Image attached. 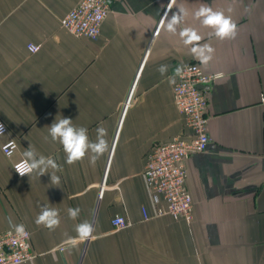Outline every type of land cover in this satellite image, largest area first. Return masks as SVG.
Wrapping results in <instances>:
<instances>
[{"label":"crops","instance_id":"1","mask_svg":"<svg viewBox=\"0 0 264 264\" xmlns=\"http://www.w3.org/2000/svg\"><path fill=\"white\" fill-rule=\"evenodd\" d=\"M79 2L0 0V119L9 129L0 139V233L28 227L35 257L22 264H264V0H111L97 40L62 26ZM201 7L230 16L235 38H216L195 16ZM179 9L183 20L170 33L167 19ZM184 28L214 49L207 64L184 44ZM190 62L223 73L209 85L208 148L187 159L193 219L146 220L144 208L155 212L149 152L192 133L174 97ZM62 117L87 128L91 141L105 128L109 150L95 163L89 152L67 164L48 134ZM9 138L19 141L11 158L1 149ZM29 146L59 170L17 176L13 163ZM44 206L59 213L55 229L35 222ZM69 208H79L76 219ZM116 215L129 224L115 227ZM84 221L92 238L71 243Z\"/></svg>","mask_w":264,"mask_h":264},{"label":"built area","instance_id":"2","mask_svg":"<svg viewBox=\"0 0 264 264\" xmlns=\"http://www.w3.org/2000/svg\"><path fill=\"white\" fill-rule=\"evenodd\" d=\"M111 0H80L61 20L62 26L76 37L97 40L102 33V25L110 12ZM39 45L29 44V49L38 51ZM223 73H208L198 62L183 65L174 86L175 102L186 117L192 129L189 139L175 137L169 142L155 145L149 152L145 168V178L155 212L150 214L144 208V218L170 215L175 219L191 222L193 219L194 201L187 186L188 157L208 148L210 135L208 131L209 116V85L222 78ZM3 132L0 139L8 133V125L0 119ZM19 148L16 138H9L1 143V149L6 157H13ZM27 163L25 158L13 163L16 166ZM115 227L121 228L129 224L123 215L112 219ZM24 225V224H23ZM27 236L19 237L14 227L0 233V264H22L35 257L32 246L31 232L26 225ZM63 246L61 249H65Z\"/></svg>","mask_w":264,"mask_h":264},{"label":"clouds","instance_id":"3","mask_svg":"<svg viewBox=\"0 0 264 264\" xmlns=\"http://www.w3.org/2000/svg\"><path fill=\"white\" fill-rule=\"evenodd\" d=\"M184 10L179 9L167 19L166 29L170 33L177 31L178 25L182 22ZM195 16L199 19L203 26L213 30L216 38L220 40L234 39L237 33V25L230 16L225 15L223 11H214L211 7H201ZM185 45H191L192 54L199 59L202 64H207L212 59L214 49L208 44H200L202 37L192 28H184L180 31ZM167 70L166 66H161L158 71L164 74ZM73 120L70 118L56 119L49 127L48 134L53 142H59L62 145L66 155V163L71 165L83 160L90 152L91 162L95 161L109 150V144L104 138L107 135V130L103 127L97 128V138L95 141L89 139L88 130L85 127H77L73 125ZM0 132H3V126L0 125ZM48 137H45L47 140ZM27 163L23 166H16L15 170L20 176H29L32 173H38L39 176L48 173V169L59 170V165L52 157L37 156L34 149L30 146L23 153ZM50 181L53 184H59L60 178L51 174ZM79 208H69L68 215L71 219H76L79 215ZM38 225H43L49 229H55L60 224L59 213L54 208L44 206L37 216ZM11 224V221H10ZM14 227L16 234L19 237L27 236L23 224L11 225ZM76 238H70L71 243L75 244L78 241H86L92 238L94 226L89 221H84L76 225Z\"/></svg>","mask_w":264,"mask_h":264}]
</instances>
